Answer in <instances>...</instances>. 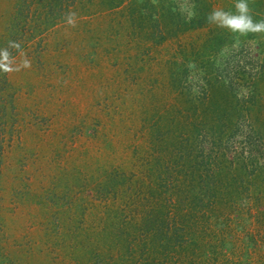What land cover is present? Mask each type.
Returning <instances> with one entry per match:
<instances>
[{"label": "rangeland", "instance_id": "obj_1", "mask_svg": "<svg viewBox=\"0 0 264 264\" xmlns=\"http://www.w3.org/2000/svg\"><path fill=\"white\" fill-rule=\"evenodd\" d=\"M14 1L0 0V264H264V33L208 20L237 0H73L48 30L6 36ZM247 3L264 20V0ZM114 169L144 177L119 219Z\"/></svg>", "mask_w": 264, "mask_h": 264}, {"label": "trees", "instance_id": "obj_2", "mask_svg": "<svg viewBox=\"0 0 264 264\" xmlns=\"http://www.w3.org/2000/svg\"><path fill=\"white\" fill-rule=\"evenodd\" d=\"M71 1H73V0H15L13 2V6H12L13 12L5 20L6 21L5 27L8 28V32L5 33L6 36L11 35V34H9V32L14 33L16 29H19V27L23 28V25L28 24L29 22H37L35 25L37 28L36 30H39L38 31L39 33H41L42 31L44 32V31L48 30L47 29L48 26H50L51 24H54L55 22L59 21L62 18V14L65 11L64 9L70 5L69 3ZM4 52H6V50H1L0 54L2 55ZM3 125L4 124L0 125V134L5 131V129L2 127ZM168 164H170V162H168ZM164 165L167 166V163H165ZM168 168H166V169L162 168L161 172L164 171V173H169ZM170 173L172 174L173 170H170ZM106 175H107L106 180H108V181L114 180V182H115V181H118V179L120 180V182L118 184H116L118 186V188H115V186H116L115 185L111 188V190H109L107 192V193H111L112 197L115 196V198L117 197V195L124 197V198L116 201L113 205L114 208H110L112 211H109L111 213L110 214L111 217H113V218L117 217L119 219V217L122 213L120 211V209L125 208V206H128V205L131 208V206L134 204V200L132 198L125 197L124 195H122V193H128L130 196H132L133 193H136V195L138 196L139 192H141V189H143V187L139 186L140 184H138V183H144L143 182L144 177L142 174L141 179L138 178V176L140 174H136L135 171H129L127 173H125V172L123 173L121 171H115V169L112 171V174H106ZM110 175H113V176L110 177ZM135 179H136V182H135ZM133 182H134V185H133ZM102 185L104 187L107 186V184L105 182H103ZM136 185H138V186H136ZM107 193L105 195H107ZM113 201H115V200H112V202ZM130 208H129V210H130ZM132 211H133V209L129 211V219L130 218H132L134 220L138 219L140 214H136V215L131 214ZM109 220H112V219L108 218V221ZM111 227H113V226H111ZM132 228H133V236H132V238H129L127 240L128 241L127 245H130L132 243L130 241L132 239L134 240V238L136 237L134 235L135 231H137L138 232L137 234H139V235H144V236H140L138 238V242H140L143 245L142 250L138 254H140V253L142 254L140 259H144V257L149 258L151 256V254H145V252H146V250L151 251L152 248L148 247L146 250H144L145 241L148 239L147 233L144 232L139 225L135 226V224H133V223H132ZM174 235H175V231H172L171 229L168 228L166 230V234L164 236L165 238L163 240L165 243H163V241H162V242H158L155 246L152 245V246H154V249H155L154 251L156 253H158V247H160V246L163 247L166 244H170L169 242H167L168 240L170 242L174 241ZM117 242H115L114 245H116ZM107 243L109 244L110 242L107 241ZM97 245L99 247L105 246L103 240H98ZM109 246H110V244H109ZM154 255H157V254H154ZM172 257H173L172 255L168 256V258H170V259ZM154 264H158V263H154Z\"/></svg>", "mask_w": 264, "mask_h": 264}, {"label": "clouds", "instance_id": "obj_3", "mask_svg": "<svg viewBox=\"0 0 264 264\" xmlns=\"http://www.w3.org/2000/svg\"><path fill=\"white\" fill-rule=\"evenodd\" d=\"M235 9L237 14L222 9L213 10V12L209 14L208 20L210 23L216 24L222 28H227L232 32H239L241 35L264 33V20L258 22L253 21L247 0H237ZM193 15L194 13L192 11H188L189 20ZM0 67H3V65H0Z\"/></svg>", "mask_w": 264, "mask_h": 264}]
</instances>
